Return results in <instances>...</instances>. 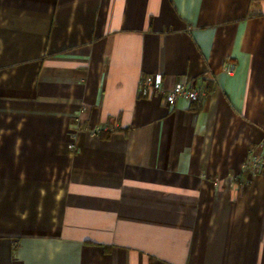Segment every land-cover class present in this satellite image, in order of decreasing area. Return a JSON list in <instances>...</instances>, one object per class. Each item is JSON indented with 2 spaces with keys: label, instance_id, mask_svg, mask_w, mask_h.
<instances>
[{
  "label": "crops",
  "instance_id": "crops-1",
  "mask_svg": "<svg viewBox=\"0 0 264 264\" xmlns=\"http://www.w3.org/2000/svg\"><path fill=\"white\" fill-rule=\"evenodd\" d=\"M262 145L264 0H0V264H264Z\"/></svg>",
  "mask_w": 264,
  "mask_h": 264
},
{
  "label": "built area",
  "instance_id": "built-area-1",
  "mask_svg": "<svg viewBox=\"0 0 264 264\" xmlns=\"http://www.w3.org/2000/svg\"><path fill=\"white\" fill-rule=\"evenodd\" d=\"M229 70L233 72L234 65L231 64L229 66ZM141 86L144 92L164 91V79L162 74H145L142 77ZM164 92L167 103L172 106L180 99H185L191 103L200 101L201 97L205 94V88L202 83L200 84L196 80L192 79L186 82H179L171 89ZM262 147L264 146L262 145ZM246 166L264 174V152H258L254 149H250V157L246 162Z\"/></svg>",
  "mask_w": 264,
  "mask_h": 264
}]
</instances>
